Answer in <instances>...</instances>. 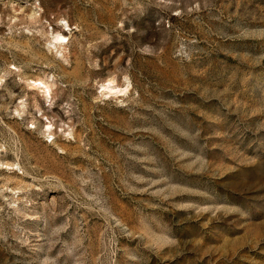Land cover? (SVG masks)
Instances as JSON below:
<instances>
[{
  "label": "rangeland",
  "instance_id": "1",
  "mask_svg": "<svg viewBox=\"0 0 264 264\" xmlns=\"http://www.w3.org/2000/svg\"><path fill=\"white\" fill-rule=\"evenodd\" d=\"M0 264H264V0H0Z\"/></svg>",
  "mask_w": 264,
  "mask_h": 264
}]
</instances>
